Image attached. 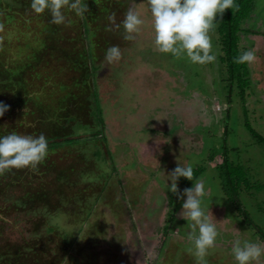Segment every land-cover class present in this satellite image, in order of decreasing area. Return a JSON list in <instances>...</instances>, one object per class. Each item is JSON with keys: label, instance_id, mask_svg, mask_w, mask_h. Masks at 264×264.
<instances>
[{"label": "rangeland", "instance_id": "rangeland-1", "mask_svg": "<svg viewBox=\"0 0 264 264\" xmlns=\"http://www.w3.org/2000/svg\"><path fill=\"white\" fill-rule=\"evenodd\" d=\"M81 1L87 11L67 8L57 25L48 11L36 14L31 0H0V101L10 106L0 117V136L86 138L49 149L36 169L0 174V264H145V250L152 264H196L187 251L183 200H172L166 188L178 164L202 172L195 182L205 186L203 206L220 233L208 264H235L234 239L264 242V0L240 33L241 45L256 53L248 65L247 112L226 89L216 30L210 33L216 60L193 64L156 49L147 0ZM129 8L145 21L131 41L121 24ZM113 14L119 28L108 20ZM83 16L95 32L104 135H91L99 125L89 97L92 64L81 54ZM112 45L122 55L107 65ZM225 158L247 171L251 188L242 207L221 187Z\"/></svg>", "mask_w": 264, "mask_h": 264}, {"label": "clouds", "instance_id": "clouds-1", "mask_svg": "<svg viewBox=\"0 0 264 264\" xmlns=\"http://www.w3.org/2000/svg\"><path fill=\"white\" fill-rule=\"evenodd\" d=\"M153 18L154 44L156 49L173 57H186L193 64H205L216 60L213 51L211 31L222 17L225 10L237 7L235 0H147ZM31 9L36 14L48 11L50 22L63 24L66 21L65 10L71 8L77 15L87 11V5L81 0H31ZM108 20L115 27L123 25L125 40H135L145 23L138 11L129 8L121 24H116L115 15ZM118 45L108 47L104 60L110 65L121 58ZM256 60L253 49L242 51L233 57L236 64L252 65ZM9 105L0 101V117L4 116ZM49 142L41 133L38 136L20 135L16 132L0 136V174L12 169H36L47 157ZM194 171L191 165L178 164L169 173L166 182L167 190L183 200L180 216L187 220L191 229L188 239L191 246L187 251L195 257L196 264H208L209 250L216 247L220 235L217 225L212 221L203 206L206 189L203 183L194 182L192 187L185 188L181 194L178 180L181 177L193 181ZM186 197V199L184 198ZM231 254L235 264H260L264 257V242L241 240L236 238L232 242ZM145 264H152V253L144 251Z\"/></svg>", "mask_w": 264, "mask_h": 264}, {"label": "trees", "instance_id": "trees-1", "mask_svg": "<svg viewBox=\"0 0 264 264\" xmlns=\"http://www.w3.org/2000/svg\"><path fill=\"white\" fill-rule=\"evenodd\" d=\"M260 0H235V3L237 7L233 11L231 8L225 10L222 17L218 16V21L215 22V26L212 31L218 32V38L220 39V44L222 46V50H224V54L221 56V62L225 63L226 65V89L228 90V93H237L236 95L240 96L241 100L243 101V108H245V111L247 112V106L246 104V96L248 94V88L251 87L250 84L251 78H250V68L247 64H236L233 62V57L239 55L242 51L246 50L245 46H242L240 43V33L243 31H246L247 29L243 27L244 21L250 17L253 11H255L256 5L258 4ZM82 3V1H81ZM110 9V8H109ZM108 9V11H109ZM82 40L84 42V48L81 52V54L86 57L88 60L91 61V64L94 63V60L96 59L93 53V45L92 41L90 40L92 35L95 33L89 24L88 18L83 16L82 19ZM108 25V24H107ZM105 27L107 30V35L113 33L109 29V26ZM111 31V32H110ZM211 31V32H212ZM252 31V30H251ZM13 61H10L8 63V66H11ZM97 66L92 64V69L89 72L90 79H91V92H90V99L93 107V114L96 118L97 125H99V129H97L96 132L92 133L91 135H104V127H105V120L102 113V107L100 105L98 90L95 87V76H96V70ZM33 78L39 77L38 74L30 75ZM41 76V75H40ZM46 77H43V80H45ZM31 83V89L35 88V86H32ZM233 85H235V89H233ZM67 90V89H64ZM63 90V91H64ZM230 101H232V95L230 97ZM248 115V114H247ZM226 131H227V125ZM90 136V137H95ZM261 140V137H259ZM49 142V149L50 150H59L62 149L64 146L67 145H74L76 143H80L81 141L86 140V138H81L79 136H65V137H48L47 138ZM262 142V141H261ZM264 143V142H262ZM218 169L220 170V184L224 191V193L228 196L230 200H234L238 204L237 206L242 207V193L247 189L249 190L251 188L247 171L245 170L244 166L241 164L233 165L229 160L226 158L223 160V162L218 166ZM194 171L193 181L189 179H185L183 186L178 187L180 192H182L183 188L190 187L195 180L199 178L201 175V169L197 168V170ZM250 193V191H249ZM176 194L172 193L171 197L172 200H175ZM178 197V196H177ZM177 200V199H176ZM175 200V201H176ZM174 204V201H172ZM241 210V208H239ZM171 216L168 220V223L166 225V229L168 230L172 224H173V218H174V211H172ZM264 239V236H263Z\"/></svg>", "mask_w": 264, "mask_h": 264}]
</instances>
